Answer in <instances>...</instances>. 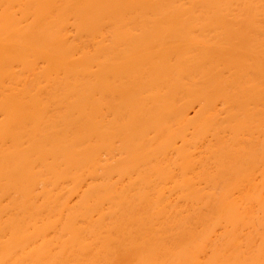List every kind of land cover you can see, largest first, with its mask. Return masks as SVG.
I'll use <instances>...</instances> for the list:
<instances>
[{
  "label": "bare ground",
  "instance_id": "1",
  "mask_svg": "<svg viewBox=\"0 0 264 264\" xmlns=\"http://www.w3.org/2000/svg\"><path fill=\"white\" fill-rule=\"evenodd\" d=\"M0 264H264V0H0Z\"/></svg>",
  "mask_w": 264,
  "mask_h": 264
}]
</instances>
